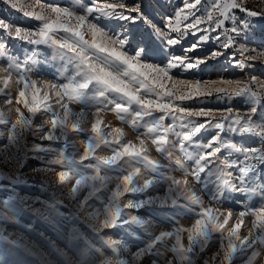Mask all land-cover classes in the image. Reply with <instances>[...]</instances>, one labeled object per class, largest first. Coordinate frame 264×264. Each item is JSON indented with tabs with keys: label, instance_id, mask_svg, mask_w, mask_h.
I'll return each instance as SVG.
<instances>
[{
	"label": "snow or ice",
	"instance_id": "6c2138e0",
	"mask_svg": "<svg viewBox=\"0 0 264 264\" xmlns=\"http://www.w3.org/2000/svg\"><path fill=\"white\" fill-rule=\"evenodd\" d=\"M6 3L14 10H20L26 18L37 21V25L27 28L0 18V32L9 39L30 46L21 59L10 52L6 40H0V58H7L9 68L19 74L17 83L23 84L15 105L11 96L6 100L9 112L16 114L15 120L6 118L0 110V126H3L0 138L5 140L0 148V162L23 169L27 159H35L38 163L31 169L34 173H49L59 166L61 170L56 172V185L64 186L74 181L67 196L74 202L75 211L61 212L60 208L67 205L54 193L48 198L37 196L31 200L28 196H21L17 191L20 186H33L23 178V173L0 171V193H3L0 196V264H53L44 253L35 250V246L23 242L21 236L13 239V233L6 234L7 226L31 232L34 220L21 223L30 215L47 221L58 234L62 231L59 219L78 220L83 215L86 224L93 222L88 226L97 235L106 229H121L126 238L140 241L130 260H113L103 256L101 248L73 227L63 237L66 247L74 254V259H71L44 237V233H40L60 264H97V261L99 264H196L214 235L219 236L221 245V251L213 255V261L219 257L218 264H233L238 258H243L244 264H264V83L257 81L255 76L247 81L196 79L193 82L177 80L171 75L174 71L180 75L200 71L209 60L223 57L229 49H234L227 57L233 67L251 69V62L257 56H264V50L258 51L256 56H243L256 49L237 45L236 41H247L257 26L256 21L264 20V11L249 10L243 0H181V6L163 18L164 27L161 28L144 15L139 3L130 5L127 0H117L116 3L88 0L86 4L83 0H71L70 4L63 6L40 5V11H24L19 0H6ZM76 8L84 14L78 15ZM237 11L243 15L238 17ZM138 21L148 26L151 30L149 35L129 31L128 25ZM189 36L194 37L195 42L182 46L183 54H176V46L182 45ZM210 42L216 47L205 57L189 55ZM43 48L51 49L52 55L46 56ZM237 52L243 58L237 59ZM56 62H59V67H56ZM40 64L51 65L57 79L64 81L59 84L44 82L46 91L43 96H40L37 81L28 77ZM10 80L11 75L0 78L3 85L0 94L5 93ZM169 81L172 82L170 87ZM29 90L31 102L26 98ZM48 90L54 92L55 104L62 111L54 108ZM214 94L218 99L228 101L243 98L246 111L240 113L231 106L216 110L181 106L184 101L201 100ZM70 103L95 107L96 119L91 124V135L79 159L75 158V152L66 155L70 146L68 136L70 132L87 131L82 126L86 113L73 112ZM20 104L29 115L21 111ZM109 105L120 120L130 123L134 129L143 128L141 136H148L157 151L169 159L168 147H178L186 159L194 162L191 171L175 161L184 171V178L168 175L171 169L148 155L146 141L138 137V145L132 141L123 142L121 128H114L105 135L100 114ZM38 113H47L50 119L34 125ZM200 118L204 119L201 121ZM166 119L171 123L165 124ZM209 131L214 134L206 142L196 139L202 132ZM29 132L40 141L31 147L24 144L25 135ZM170 134L176 138V143L169 140ZM232 136L251 137L258 143L247 145L243 140L238 143L231 139ZM44 141L49 143L45 145ZM61 141V148L52 146ZM101 145L108 146L112 154L96 155V149ZM71 147L79 151L75 144ZM9 148L15 149L11 155L7 152ZM28 153L32 155L29 157ZM231 169H235V173ZM109 172L117 175L110 176ZM189 175L213 201H233L243 197V200H236L242 210L238 212L235 223L229 226L233 218L231 211L224 214L211 207H203L202 198L189 186ZM113 181L115 187L109 189ZM161 184L166 186L167 195L144 196ZM46 188V182L41 181L40 190ZM104 192L108 196L106 201L101 198ZM81 193L84 194L81 196ZM125 194L137 198L128 199L121 206L120 199ZM253 200H258L255 206L251 203ZM91 201L100 203L102 210ZM37 203L41 207H33ZM154 204L182 208L198 218L190 227L176 226L172 231H162L153 236L147 230L148 220L124 211H139ZM249 215L254 217L252 228L256 231L250 230L247 236L242 237L240 229L244 218ZM167 219L178 225L174 217L168 216ZM133 226L143 229L150 239L143 241L131 230ZM185 233L187 245L183 243ZM169 239H174L170 248L165 243ZM103 243L117 257L120 252L118 245L128 249L124 239H109ZM158 244L165 251H161ZM166 252L172 255L167 256ZM203 264H209L208 259H204Z\"/></svg>",
	"mask_w": 264,
	"mask_h": 264
},
{
	"label": "rangeland",
	"instance_id": "374dc122",
	"mask_svg": "<svg viewBox=\"0 0 264 264\" xmlns=\"http://www.w3.org/2000/svg\"><path fill=\"white\" fill-rule=\"evenodd\" d=\"M86 4L88 0H83ZM100 3H116L117 0H98ZM127 2L131 5L133 2L139 3L141 7V11L144 13L146 17L153 23L156 24L158 27L163 28V18L167 15L173 14L176 9L181 6V0H127ZM71 3V0H19V4L24 6V11H40V5H47V4H61L68 5ZM244 6L249 10H255L258 12L264 11V0H243ZM78 15H83V11L79 8L74 9ZM236 15L242 16L243 14L239 11L236 12ZM0 18L5 19L7 22L20 25L27 28H33L37 25V21L34 19L26 18L20 10H14L6 0H0ZM91 20L92 17L89 16ZM256 28L254 29L253 34L247 39V41L243 39H238L236 41L237 45H245L249 49H256V51H249L243 54V56H256L258 51L264 50V20H257L256 21ZM130 32H135L137 34H143L145 36L149 35L151 30L143 21H138L135 24L128 25ZM175 35V34H173ZM215 35V33H213ZM0 40H6L10 52L14 56H18L21 59L23 58L26 51L30 49V46L27 44L21 43L17 40L9 39L5 36L3 32H0ZM195 42V38L189 36L187 39L182 41V45L176 46L174 49L176 54H183L182 46L190 45L191 43ZM216 45L212 42L203 45L201 48H198L196 51L189 53V55L193 58L205 57ZM42 51L45 53L46 56L50 57L52 55V50L49 48H43ZM234 51V49H229L224 53V56L217 59V60H209L207 65L201 67L200 71H192L184 73L183 75L178 74L177 72L171 73L174 79L177 80H191L195 82L196 79H201L202 81L205 80H217L220 79L224 80H241L247 81L248 78L255 76L257 81L260 83H264V56H257V59L252 63L251 69L241 70L236 67H233L230 62L228 61L227 57ZM44 57H41L43 59ZM236 58L241 59L243 58L240 53H236ZM156 62V61H150ZM56 67H59V62H56ZM7 69V71H6ZM11 75V80L9 81L8 87L5 89L4 94H0V110L5 113L6 118L10 120H15L16 114L14 112H9V105L6 104V100L11 96L13 99V104L15 105L16 97L18 96V92L21 88H23V84L17 83L19 74L17 71L9 68V61L7 58H0V78H4ZM30 79H34L37 81V87L40 88V96H43L46 89L44 88V82L50 83H63L62 79H57L56 73L53 70V67L45 66L44 64H40L38 68L31 73L28 74ZM171 81L168 82V86H171ZM0 87H3L0 84ZM187 91V89H184ZM48 95L50 97V102L53 104L54 108L58 111H62L59 109V106L55 104V100L57 99L54 95L52 90H48ZM26 98L31 102V90L26 93ZM65 102L66 98H65ZM184 107H189L192 109H199L203 107L205 109H224L228 106H231L234 111H238L243 113L246 111L247 106L243 102V98H235L231 101L225 99H218L217 96L214 94L211 97L202 98L201 100H193V101H184L182 105ZM19 107L21 111L25 113V115H29L27 109L23 107V104H20ZM69 107L72 109L73 112L79 113L81 111L86 113V117L82 126L87 129L85 132L77 133V132H70L68 136L69 140V147L66 151V155L73 154L75 152V158L79 159V156L83 153L86 142L89 136L91 135V124L95 121L96 117L94 116L95 107L88 106L86 107L83 104L79 103H70ZM264 107V106H262ZM112 106L109 105L108 108L104 109L101 114L100 118L102 120L101 129L102 132L107 135L111 132L114 128H121L124 132L123 142L132 141L139 144V138H143L146 141L147 147L149 149L148 155L150 158L156 160L161 165L166 166L167 169H171L168 171L167 174L174 176L178 179L184 178V171L181 170L175 163V161H179L187 168L189 171L194 167V162L186 159L184 154L178 149V147L169 146L168 151L171 153V159H169L165 154L157 151L156 146L151 143V139L148 136H141L144 129H134L130 123L126 121H122L119 119V116L111 110ZM218 115V113H217ZM50 119V115L47 113H38L33 121L34 125H39L44 123L45 121ZM201 121L204 118H200ZM171 120L166 119L165 124H170ZM3 130V126H0V131ZM214 132H202L196 139L200 141H207V138L213 135ZM231 139L235 140L236 142H243L247 145H253L258 143L256 139L251 137H239V136H232ZM169 140L173 143H176V138L173 135H169ZM38 139H34L33 134L31 132L27 133L24 138V144L28 147H31L33 143H39ZM49 142L44 141V144L47 145ZM62 141L53 144L52 146L55 148H61ZM5 144V140L0 138V148ZM71 144H75L76 148L79 151H75ZM15 151L14 148L7 149L9 155ZM192 151V149H190ZM98 156H110L112 154L111 149L106 145H101L100 148L96 149L95 152ZM32 153H28L30 157ZM223 155V153H221ZM48 157H46L47 159ZM235 158V157H233ZM89 161H85L88 163ZM38 161L35 159H27L23 169H19L18 166L14 167L13 165H6L3 162H0V171H3L8 174H12L14 171H21L23 173V178L26 179L29 184L33 185L31 187L28 186H20L17 191L21 196H28L29 199H35L37 196L41 198H48L52 193L55 196L63 201L64 205L67 207H61L60 211L64 213H68L70 210L75 211V204L71 201L67 196V191L74 185V181L68 183L64 186H57L56 185V172L61 170L59 166H55V171L49 173H34L31 171L32 168L36 167ZM144 170L142 169V172ZM233 173H235V169H231ZM108 175L115 176L117 173L109 172ZM147 178V175H146ZM189 186L196 190L197 194L202 198L203 207H211L214 210H218L219 213L226 214L228 211L233 213V218L229 221V226L235 223L236 217L238 212L242 210L241 205L236 202V200H243V197H237L236 200L233 201H225L220 200L219 202L213 201L210 199L208 193L201 189V185L196 182V180L189 175L187 177ZM44 181L47 184V188L44 191L40 190V182ZM115 181L109 184V189H114ZM84 193H81L82 196ZM3 193H0L2 196ZM167 195V188L164 184L159 185L155 190H149L144 194L145 197H163ZM101 198L103 200H107V192L101 193ZM130 194H125L120 199L121 206L127 203L128 199H135ZM95 205L96 208H101L102 205L96 201H91ZM252 205L255 206L258 203V200H253ZM33 207H41L39 203L33 205ZM124 211L132 214V215H139L142 219L148 220L149 223L147 225V230L153 236L159 234L162 231H172L176 226H183V227H190L196 218H198L193 212L185 211L184 209H176L172 207H163L158 204H154L151 208H142L139 211L135 209H124ZM197 211L199 209L197 208ZM168 216H172L178 221V225L172 223L171 220L167 219ZM85 217L81 215L80 219H72V220H64L59 219V227L62 230L59 234L54 232L51 227L49 226L47 221L37 218L35 215H30L29 217L23 218L21 223H30L31 221H35L32 225L33 230L31 232L24 230L20 227H13L7 226L6 227V234L11 232L13 233V239L16 238L17 235L23 238V242H27L31 246H35V250L42 252L46 255L48 259H50L53 264H60V260L58 257L51 251L47 241L41 237L39 234L44 233V237L50 239L56 248L63 250L67 253L68 257L74 259L73 252L66 247V243L63 239L64 236L73 228H77L80 233H82L93 245L97 248H101L103 252V256L110 258V259H129L131 253L137 251L138 247L140 246V241H137L135 238H126L124 233L121 229H106L103 230L98 235L93 232V230L88 226V224L93 223L92 221H88L86 224ZM223 216H221V220ZM254 221V217L251 215L246 216L244 218V223L240 229V235L247 236L249 231H256L252 228V224ZM135 231L137 235L141 237L143 241H148L150 239L149 236L144 234L143 229L139 228L138 226H133L131 229ZM187 234L183 235V243L187 245L188 241L186 238ZM117 240L120 241L124 239L128 243V249L125 250L122 245H118L120 252L119 256L108 248L103 241L106 240ZM167 246L170 248L172 243H174V239H169L165 242ZM161 251H165L161 245H157ZM221 251V245L219 241V236L214 235L212 242L209 244L206 252L202 253L200 258L197 259L196 264H203L204 259H208L209 264H218L219 257H217V261H213V255ZM167 256H171V252H166ZM99 264V261H97ZM233 264H244L243 258H238L234 260Z\"/></svg>",
	"mask_w": 264,
	"mask_h": 264
}]
</instances>
